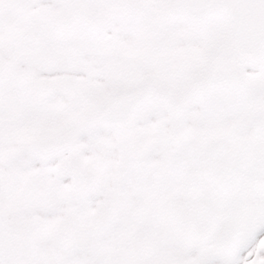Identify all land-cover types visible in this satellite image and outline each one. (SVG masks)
Returning a JSON list of instances; mask_svg holds the SVG:
<instances>
[{
    "label": "snow or ice",
    "instance_id": "obj_1",
    "mask_svg": "<svg viewBox=\"0 0 264 264\" xmlns=\"http://www.w3.org/2000/svg\"><path fill=\"white\" fill-rule=\"evenodd\" d=\"M0 264H264V0H0Z\"/></svg>",
    "mask_w": 264,
    "mask_h": 264
}]
</instances>
